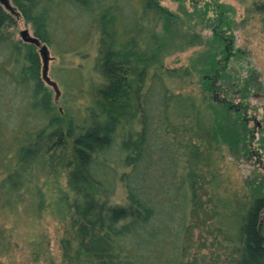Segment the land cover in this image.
I'll return each mask as SVG.
<instances>
[{"label":"trees","instance_id":"1","mask_svg":"<svg viewBox=\"0 0 264 264\" xmlns=\"http://www.w3.org/2000/svg\"><path fill=\"white\" fill-rule=\"evenodd\" d=\"M10 2L12 10L0 2V205L11 204L42 160L67 171L69 191L60 199L74 236L67 261L264 264V175L251 181L253 200L245 208L233 210L214 193L204 197L203 150L186 116L177 115L183 99L166 80L180 71L165 65L174 48L206 45L193 70L182 74L199 76L213 137L237 158H249L254 130L247 106L235 105V91L224 86H232L226 45L234 41L226 7L195 1L191 11L182 5V13L160 0ZM199 17L202 29L212 28L210 37L191 23ZM18 18L58 54L96 39L93 68L100 79L91 84L89 104L74 105L69 87L83 91L85 81L72 69L59 78L65 90L56 103L38 47L9 30ZM256 79L251 71L233 85L242 87L241 98L260 88ZM218 93L224 96L216 99ZM118 183L126 191L123 204L113 202Z\"/></svg>","mask_w":264,"mask_h":264},{"label":"rangeland","instance_id":"2","mask_svg":"<svg viewBox=\"0 0 264 264\" xmlns=\"http://www.w3.org/2000/svg\"><path fill=\"white\" fill-rule=\"evenodd\" d=\"M160 1L170 10L182 12V5L191 11L193 2L196 1L197 6H201L207 0ZM219 1L229 11L234 36L233 42L230 39L231 46L226 45L227 48H232L227 61L232 86H224L230 87L227 88L229 93L231 88L235 91V105L239 107L244 100L247 106L248 124L254 130L252 153L249 158H237L219 138L213 137L212 112L207 109L209 99H205L199 76L196 72L192 75L182 74L184 68L193 70L200 52L205 50L206 45L194 46L181 52L174 48L165 58V65L180 71L176 77H168L166 80L173 92L181 95L183 99V114L176 109L177 115L186 116L188 126L193 129L191 135L203 150L201 166L203 176L205 175L206 182L208 181L203 189L204 197L214 193L218 199L228 203L231 209L235 210L250 204L253 200L251 181L264 175V143L262 144L261 140L264 138V0ZM191 23H196V29L206 37L213 34L212 28L202 29L205 23L201 17ZM23 29H28L33 34L32 27L22 18H18L9 30L19 40ZM48 49L49 81L46 82L54 93L56 103L61 105L65 90L59 78L66 69H72L71 75L75 76V70H79L85 81L83 91L69 87L74 105L80 107L89 104L91 84L100 79L93 68L97 50L96 39L79 52L62 55L50 47ZM38 52L43 72L44 63L39 47ZM62 70L64 72H61ZM251 71L255 73L260 88L252 89L249 96L243 99L238 90L242 87L233 85L237 82L242 84ZM223 96V93H218L216 99ZM48 163L38 161L25 179L23 188L13 195L11 204L4 205L3 201L0 205V264H75L70 257V261L65 258L70 243L74 245V236L71 214L62 209L60 204L64 192L69 191L67 171L62 166H51ZM125 201V188L118 183L113 202L123 204ZM219 210H224L221 203ZM220 217L218 215L217 218Z\"/></svg>","mask_w":264,"mask_h":264},{"label":"water","instance_id":"3","mask_svg":"<svg viewBox=\"0 0 264 264\" xmlns=\"http://www.w3.org/2000/svg\"><path fill=\"white\" fill-rule=\"evenodd\" d=\"M0 2L7 8L12 10V4L10 0H0ZM21 39L25 42L35 44L37 47H39V51L43 58L44 63V70H43V77L46 81H49L47 73H48V64H49V49L48 46L44 43H42L34 34H31L28 29H23L20 32Z\"/></svg>","mask_w":264,"mask_h":264}]
</instances>
